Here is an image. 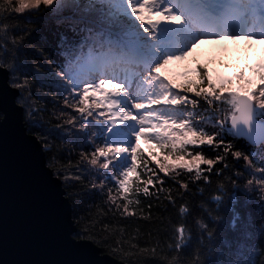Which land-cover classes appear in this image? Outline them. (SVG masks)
<instances>
[{
	"label": "snow or ice",
	"instance_id": "6c2138e0",
	"mask_svg": "<svg viewBox=\"0 0 264 264\" xmlns=\"http://www.w3.org/2000/svg\"><path fill=\"white\" fill-rule=\"evenodd\" d=\"M41 5L44 10L60 17L57 24L67 23L68 31L72 33L71 38L61 34L57 43L58 60L41 50V56L47 62L43 66L48 82L54 83L61 95L67 93L65 104L81 114L79 120L74 114L71 115L67 123H78L85 136L89 128L96 129L91 133L95 145H85L92 149L90 164L104 170L99 185L93 187H107V201L114 203L117 197L112 194V189L115 188L124 201L123 205L115 204L117 209L123 207L121 215L129 213L130 204L139 203L129 200L127 194L131 192L134 182L141 180L137 160L140 152L138 141L142 137L146 141L155 140V147L161 151L170 149L165 160L175 157L176 163L172 165L157 161L160 171L165 174H168L170 167L187 169L189 173L195 170L196 180L210 183L212 175H224L228 168V164L224 163L227 154L242 157L252 166L248 155L232 150V141L226 140L222 133L227 129L235 138L264 145V72L259 74L258 86L249 88L246 86L252 85L253 81L245 76L243 68L235 71L231 77L214 79L206 67L201 69L198 65L193 69L198 80H187L184 84L165 77L163 70L170 61L182 59L202 40L264 39V0H0V32L5 37L9 32L13 33L15 38L12 44L17 46L6 48L7 39H3L0 44V72L5 75L7 87L18 94L15 100L17 111L25 109L30 96L28 67L13 62L24 37L16 35L18 30L10 28L7 21L25 10H39ZM153 16L157 18L153 19ZM9 52L13 60L5 58ZM233 80L237 82L235 89ZM105 85H109L112 91L106 92ZM90 91L93 98L92 103L88 104ZM96 93L101 94L109 109L115 105L119 107L106 117L104 111H100L98 116L94 115L95 106L101 103L95 99ZM189 93L195 98L190 99ZM77 96L80 104L85 106L77 107L69 103V98L75 100ZM199 99L212 106L214 112L220 113L217 130L213 134L206 132L203 126L192 123L191 113L185 118L184 108L154 107L187 103L196 107ZM145 100L147 104L143 102ZM131 109H135L136 113L133 114ZM61 115H64L63 110ZM153 116L160 122L146 127ZM4 120L5 116H0V121ZM203 145L216 152L215 159L205 158L200 147ZM221 148L222 153L219 151ZM45 150L50 149L45 146ZM80 156L87 159L89 153L83 151ZM185 156L190 159L185 160ZM201 164L207 165L204 170L207 174L203 176ZM47 167L51 168L52 163L49 162ZM254 172H259L262 177L256 183L264 186V167L255 168ZM53 175L62 177L63 174L55 170ZM241 175L239 170L232 173L236 179H229L234 186ZM252 182L249 179L246 184L251 185ZM143 183L153 185L154 181L149 177ZM160 183L164 181L160 180ZM181 187L187 189L189 185L185 183ZM218 188L223 190L224 185L220 183ZM139 191L137 185L136 192ZM143 192L149 194V188L143 187ZM214 199L219 203L222 197L217 195ZM179 211L185 213L188 209L181 207ZM98 223L100 221L95 220L85 225L71 238L76 243L95 241L107 244L110 237L119 232L109 249L113 254L122 253L126 260L134 261L138 255L149 251L131 242L135 236L123 239V229L110 228L108 223L103 224L105 236L100 238L101 233L93 231ZM200 226L207 229L206 224L201 223ZM176 231L182 238L184 227L180 226ZM207 235L210 238L212 233ZM175 247H182L179 240ZM242 248L238 247V250ZM152 257L155 264H179L175 256L171 260L164 257L156 259L155 250ZM237 264L250 262L237 260Z\"/></svg>",
	"mask_w": 264,
	"mask_h": 264
},
{
	"label": "trees",
	"instance_id": "16d2710c",
	"mask_svg": "<svg viewBox=\"0 0 264 264\" xmlns=\"http://www.w3.org/2000/svg\"><path fill=\"white\" fill-rule=\"evenodd\" d=\"M58 19L59 16L44 10L43 5L39 10H25L24 13L14 14L13 19L7 23L10 28L18 30L16 35H22L24 39L19 45L15 59L13 60L11 52L5 58L28 67L30 96L22 113L23 122L26 131L40 142L46 165L52 163L50 168L52 173L59 170L63 174L58 178L70 203L75 232L99 220L100 223L96 224L93 231L100 232V238L105 236L102 230L104 223H108L113 229L122 228L123 239L135 236V240L131 242L138 243L139 247H145L149 251L138 255L134 261L126 260L122 253L110 252L112 242L120 235L119 232L110 237L107 244L92 242L102 253L125 264H155L153 250L156 259L164 257L171 260L175 256L179 264H237V260H247L250 264H264V186L256 183V180L262 177L259 172H254L255 168L264 167V145L253 146L235 138L225 129L222 135L226 140L232 141L234 145L232 150H239L248 155L252 166L243 161L242 157L236 158L227 154L224 163L228 164V168L224 175L220 177L212 175L210 183L196 180L195 170L189 173L187 169H176L165 174L156 163L145 157L146 154L142 155V152H139L137 171L141 180L135 181L131 192L127 194L129 200L139 203L130 204L129 213L124 215H121L123 207L117 209L115 206L116 203L121 205L124 203L115 188L112 189V194L117 197L114 203L107 201V187H93L99 185V181L87 170L89 163L86 159L80 156L83 151L89 153L92 149L86 148L85 145L93 143L84 132V138L69 137L62 132L65 126L63 122H67L69 118L65 117L64 121L58 115L61 114L65 97L56 91L54 83L48 82L43 66L47 62L43 60L41 50L52 59L58 60L57 43L61 34L72 37V33L68 31L69 25L57 24ZM4 38L7 39L4 47H17L12 44L15 38L13 33L9 32L5 37V34L0 32V44ZM21 80L23 81V77ZM187 80L196 81L198 76L195 72L188 74L187 78L178 84H184ZM187 95L190 99L195 98L193 94ZM97 98L95 94V99ZM103 105L102 102L97 105L93 114L96 115L97 109H100L104 111L106 117L109 113ZM65 106L70 108L67 104ZM164 106L162 104L159 109L165 108ZM172 106L175 109L184 108L185 118L191 113L192 123L203 126L209 134L217 130V118L220 113L214 112L213 107L202 99H199L196 107L191 103ZM105 117L98 118L103 120ZM45 146L50 150L46 151ZM200 147L205 158L215 159L216 152L212 148L207 145ZM189 148L191 149V146ZM219 151L222 153L223 149ZM206 169L207 165L202 164V176L207 174L204 171ZM236 170L242 175L234 186L229 178L236 179L232 176ZM149 177L153 179V185L143 183ZM249 179L253 181L251 185L246 184ZM160 180L164 183L161 184ZM185 183L189 185L187 189L181 187V184ZM220 183L224 185L223 190L218 188ZM137 185L140 187L139 192H136ZM145 186L149 188L147 195L143 192ZM217 195L222 197L219 203L214 199ZM181 207L187 208L188 211L180 213ZM201 223L207 225L206 230L200 226ZM180 226L184 227L182 238L176 231ZM209 232L212 233L210 238L207 235ZM178 240L182 244L180 249L175 247ZM238 247L243 248L238 250ZM117 251L119 252V249Z\"/></svg>",
	"mask_w": 264,
	"mask_h": 264
},
{
	"label": "water",
	"instance_id": "95a60500",
	"mask_svg": "<svg viewBox=\"0 0 264 264\" xmlns=\"http://www.w3.org/2000/svg\"><path fill=\"white\" fill-rule=\"evenodd\" d=\"M17 95L0 72V264H125L71 238L70 203L40 142L26 131Z\"/></svg>",
	"mask_w": 264,
	"mask_h": 264
},
{
	"label": "rangeland",
	"instance_id": "374dc122",
	"mask_svg": "<svg viewBox=\"0 0 264 264\" xmlns=\"http://www.w3.org/2000/svg\"><path fill=\"white\" fill-rule=\"evenodd\" d=\"M147 15V13H143ZM153 19L157 17L153 16ZM200 66L201 69L207 68L214 79H219L223 77H231L232 74L239 70L240 68L244 69V74L247 77H250L253 81L252 85H247L246 87L252 88L255 87L256 84L259 83V74L264 72V39L260 38H249V39H221V40H202L199 44L195 47L191 48L186 55L180 60H173L165 66L163 70V74L165 77L170 78L171 80L175 81L176 83L182 81L187 78L188 74H194L193 69L197 66ZM187 74V75H185ZM233 88L237 87V82L233 80ZM106 92L112 91L109 85L104 86ZM67 96V93H64V97ZM98 97L97 100L101 101L104 105L103 107L106 108L109 114L114 112L118 105L113 106L111 109L107 107V102L102 100L101 94L96 93ZM155 93H153V97ZM93 98V94L89 93L88 104H91L90 100ZM171 99V97H170ZM146 103L147 101H143ZM69 103L75 104L77 107L85 106L81 105L79 102V97L77 96L75 100H71L69 98ZM162 105V104H161ZM155 106L158 109L161 107ZM96 107V106H95ZM165 108H174L172 105H165ZM71 109V112L69 110ZM164 109V108H162ZM63 112L65 113L63 116L59 113L58 115L62 118V120L70 117L71 115H75L79 120L81 114L76 111L75 108H66L65 103H63L62 107ZM91 110V109H88ZM133 114L136 113L135 109H131ZM100 109H97L96 115L98 116ZM108 114V115H109ZM114 119H119L118 117H114ZM91 121L92 118L89 117ZM65 121V120H64ZM160 121L156 120L155 117L149 118L146 127L149 126L151 123H159ZM64 123V128L62 132L64 135L66 134L69 137L77 136L78 138L83 137V132L80 131L79 124H69L67 122ZM94 124V122L92 121ZM88 136L93 145H95V138L91 136V133L94 131V128H89ZM84 138V137H83ZM90 142V143H91ZM140 152L142 155L146 154L150 160L156 163L159 167L157 161L172 165L176 163L175 157L171 156L168 157L167 160L164 159L165 155L167 154L170 149H166L161 151V149L155 147V140L146 141L143 137L138 141ZM92 150L89 151V155ZM155 153V155H153ZM91 156H89L86 161L89 163L87 170L93 174V176L99 181L101 178V173L104 171L99 169L97 166H93L90 164ZM190 159V157L185 156V160ZM180 163H183L181 161ZM202 165V164H201ZM200 165V168H201ZM176 169H183V168H171L169 170H176ZM107 182V181H106Z\"/></svg>",
	"mask_w": 264,
	"mask_h": 264
}]
</instances>
